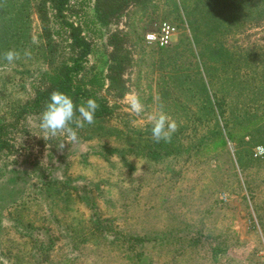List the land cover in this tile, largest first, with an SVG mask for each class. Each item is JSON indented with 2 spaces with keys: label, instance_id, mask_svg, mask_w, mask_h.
I'll return each mask as SVG.
<instances>
[{
  "label": "rangeland",
  "instance_id": "rangeland-1",
  "mask_svg": "<svg viewBox=\"0 0 264 264\" xmlns=\"http://www.w3.org/2000/svg\"><path fill=\"white\" fill-rule=\"evenodd\" d=\"M11 4L19 17L11 49L22 58L0 61V119L13 121L34 86L74 53L71 23L91 45L83 74L113 106L110 124L125 122L137 139L153 141L146 114L127 106L135 92L146 112L162 105L177 122L173 139L181 149L149 159L108 149H125L122 139L90 138L65 142L61 151L63 136H39V115L7 127L0 264H264V4L239 8L217 39L237 59L224 67L215 62V0H65L62 15L47 0ZM163 22L174 27L171 41L148 43L146 34ZM92 201L123 232H161L160 245H94ZM35 235L45 248H32ZM75 239L79 247L70 248Z\"/></svg>",
  "mask_w": 264,
  "mask_h": 264
},
{
  "label": "trees",
  "instance_id": "trees-1",
  "mask_svg": "<svg viewBox=\"0 0 264 264\" xmlns=\"http://www.w3.org/2000/svg\"><path fill=\"white\" fill-rule=\"evenodd\" d=\"M47 1H50L57 13L62 15L61 5L65 0ZM0 3V6L2 5L0 7V54H2L4 51L11 49L12 45L15 44V36L17 37L19 31V24H17L19 23V17L13 4H11V0H3V2ZM206 3L207 1L205 4ZM258 3L264 4V0H215V25L211 26V31L215 30V62L223 64L221 67L237 59H234V57L228 53L227 49H223L221 45L218 46L217 39L222 37L223 33L229 30L231 24L237 20V10L239 8H246V5L252 4L257 6ZM227 8L230 10L227 11ZM233 12H235V14H233ZM191 23H193V21H191ZM68 27L71 39L70 46L74 53L63 60L59 66L53 68L51 72L47 73L46 77L39 85L34 86L31 98L15 109V113L12 115L13 121L5 122L3 119H0V153H2L4 149L10 150L11 147L12 138L8 137V133L5 129L9 126L18 125L22 118H26L29 115H39L45 108L50 93L59 90L68 94L76 105L81 104L87 98H94L99 105L95 112V123L92 125L85 124L83 128L75 129L79 140H89L92 138L99 139L101 140L100 142L103 140H106V142H109V140L119 142L122 139L127 145L125 149L117 150V148L113 147L108 149L110 151H120L122 155L125 151L130 154H143L149 159H159L160 157H166L174 153L178 154L177 152H179L181 148L177 146L176 140L174 141L173 137L169 143L164 144L165 142L163 143V141L156 143L148 139H137L134 136V128L126 125L125 122L122 123V127L118 124H110L111 118L116 117V115H114L113 106L109 104L105 97L99 95L98 91L93 88L94 84L92 86V83L89 79L86 80L83 74L88 62V54L91 51V45L89 41L81 36L76 26L69 23ZM197 28L196 26L195 29ZM208 48H212L210 44ZM196 55L200 57L199 55L204 56V53L196 51ZM196 55L192 57L194 58ZM218 57L223 59L219 60ZM0 61H3V59H0ZM113 67V73L110 77L114 80L116 79L114 72L121 69V61H116ZM263 83L264 82L259 83V89H264ZM259 94L262 95L264 93L259 92ZM206 97H208L209 100L210 97L207 96V93ZM124 126L126 128L125 130H123ZM73 127L75 128L74 125ZM91 207L94 208L93 212L88 217V222L90 223L88 228H90L92 233L91 240L94 245L100 246L103 244L108 248L130 249L148 248L149 242H155L160 245V240L162 239L161 232L156 234L150 231H144L142 233L123 232L116 227L115 218H111L110 216L104 218L100 215L101 211L97 209L95 201H92ZM27 226L36 228L31 223H28ZM49 238L50 236H47V241H49ZM61 238L65 240L64 236ZM31 239L33 241L32 248H45V244L42 243L43 239L39 236L35 235ZM80 243L81 240L75 239V247L72 246L70 248H77ZM136 256L139 257V260L142 259V253L140 251Z\"/></svg>",
  "mask_w": 264,
  "mask_h": 264
},
{
  "label": "clouds",
  "instance_id": "clouds-1",
  "mask_svg": "<svg viewBox=\"0 0 264 264\" xmlns=\"http://www.w3.org/2000/svg\"><path fill=\"white\" fill-rule=\"evenodd\" d=\"M33 43L36 41L33 40ZM31 55L30 50L25 49L23 51L24 58H31ZM21 58V52L15 49H9L0 54V59L10 65ZM126 103L131 114L137 117L146 114L145 118L150 124V133L154 142H171L178 129V124L169 117L162 105L156 110L146 112L145 105L135 92H130L127 95ZM98 107L99 105L94 98H87L81 104L76 105L68 94L55 90L50 93L45 108L38 116L36 126L40 130L39 136L46 141L63 136L64 139L57 143L58 150L62 151L65 148V142L71 146L78 143L79 138L75 129L83 128L85 124L92 125L95 123V112Z\"/></svg>",
  "mask_w": 264,
  "mask_h": 264
},
{
  "label": "built area",
  "instance_id": "built-area-1",
  "mask_svg": "<svg viewBox=\"0 0 264 264\" xmlns=\"http://www.w3.org/2000/svg\"><path fill=\"white\" fill-rule=\"evenodd\" d=\"M173 31L174 27H172L167 22H163L160 25L158 32H149L145 37L148 43L164 46L171 41Z\"/></svg>",
  "mask_w": 264,
  "mask_h": 264
}]
</instances>
